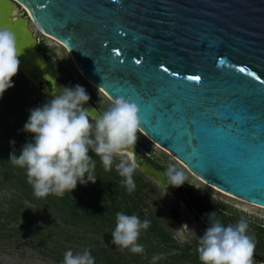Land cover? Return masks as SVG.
<instances>
[{"label": "water", "instance_id": "water-1", "mask_svg": "<svg viewBox=\"0 0 264 264\" xmlns=\"http://www.w3.org/2000/svg\"><path fill=\"white\" fill-rule=\"evenodd\" d=\"M30 23L68 50L87 81L136 104L142 130L196 177L264 207V0H0V27L22 50L19 70L53 97L72 86L48 75ZM83 107L102 113L91 99ZM137 165L174 190L163 170L139 157ZM183 205L185 229L206 230Z\"/></svg>", "mask_w": 264, "mask_h": 264}, {"label": "clouds", "instance_id": "clouds-1", "mask_svg": "<svg viewBox=\"0 0 264 264\" xmlns=\"http://www.w3.org/2000/svg\"><path fill=\"white\" fill-rule=\"evenodd\" d=\"M21 54L15 33L0 27V98L14 86L12 81L18 74ZM89 100L84 87H63L59 95L42 107L30 110L23 131L33 134L34 140L23 146L19 156L13 152L9 162L26 169L27 182L37 198L50 194L63 196L78 184H94L96 163L90 151L100 158L105 171H110L115 157L124 150L135 149L138 133L142 134L137 105L124 97L111 98L107 109L92 117L93 110L83 107ZM127 155L115 168L124 178L122 185L132 193L136 188L133 173L137 163L132 151ZM164 174L171 186L178 188L185 183L184 172L174 164H169ZM214 217L215 213L209 215L208 227L198 240L196 251L201 264H254L256 243L248 234V222L241 218L236 224L225 226ZM150 223L147 219L141 221L137 215L117 212L112 243L134 254L143 253L144 247L137 241L141 230H147ZM159 259L158 255L152 257L153 262ZM63 264H95V259L87 248L76 254L67 250Z\"/></svg>", "mask_w": 264, "mask_h": 264}, {"label": "rangeland", "instance_id": "rangeland-1", "mask_svg": "<svg viewBox=\"0 0 264 264\" xmlns=\"http://www.w3.org/2000/svg\"><path fill=\"white\" fill-rule=\"evenodd\" d=\"M19 10L23 16H26V13L21 7H19ZM29 27L39 42V53L45 57L47 65L45 70L48 75L57 79L54 71L56 72L60 69V76L64 75L67 79L74 80L78 85L84 87L90 99L93 100L100 111L103 112L106 110L110 104L111 98L103 90L86 80L77 69L68 50L56 39L41 31L33 23H30ZM51 63L54 64L53 70L49 67ZM12 83L14 85L13 87L21 88L23 90V95L30 98L36 106L42 107L52 98L44 94L42 90L40 91L39 87L29 80L20 70L13 78ZM62 83L65 84L63 81ZM128 151H132L133 154H135L136 151L142 163H151L164 172H166L169 164H174L179 170L184 172L186 177L185 183L180 186L182 189L185 191L193 190L194 193L205 198L210 207L225 212L230 216H234L238 220L244 218L249 224L261 223L264 225V207L231 196L199 179L191 173L180 160L149 138L143 130L142 134L138 133V140L134 150H124L121 156L114 158L112 168L117 174L118 172L116 171L115 165L120 159L128 158ZM14 172L16 173L17 171L14 170ZM140 174L143 175L145 181H149L154 187L153 190L151 188L145 189L148 195L145 199L144 211L147 213L152 212L164 220V226H166V229L172 234L176 243L179 244L181 248L194 245V249H197L199 237L203 236L205 230L197 229L187 231L185 229V220L182 217V210L184 208L183 202L187 206H192L187 200L186 195L180 194L179 188L177 187H174L172 192L164 189L154 178L143 172L137 165L133 175ZM5 178L6 177L0 172V202L3 201L1 208L4 211H10L12 208H9V206L6 205L7 203H4V199L6 197L11 198L14 192H18L19 194L18 186L20 183L16 181V178L4 181ZM111 200L112 198L108 196L107 201L111 202ZM26 204H28V209L32 213V208H35L36 205H33V203L28 200H26ZM173 208H177V210L181 212L179 220L173 218L170 212ZM191 208L197 215L205 220L204 216L198 210L193 207ZM10 218L12 219V217ZM10 218L5 217L0 220V264H63L64 254L67 250H72L73 253L76 254L86 249L87 243L96 249L98 244H103V247H106L108 241L113 240L111 234H106V230H110V227H108L109 222L103 223L100 221V227L94 231L95 226L89 228L84 222L74 225L72 224V219L66 217L62 213L60 216L53 214L49 208H41L39 209V213L33 216L29 215L24 220L18 221V219L14 218L10 221ZM89 229H92V231ZM250 229L251 226L248 227V231ZM63 233L66 234L63 235ZM68 234L73 236V239L67 240L66 238H69ZM141 245L144 247L143 253L134 254L129 249H120L118 253L122 255L121 263L198 264L190 260H185L183 255L177 256V254H181L178 253L179 249L177 248L158 246L148 241H143ZM190 251L193 252V249ZM154 255L160 256V259L153 262L152 257ZM94 259L95 264H98L100 256L96 255ZM253 260L254 264H264V262L254 258ZM101 264L105 263L101 262Z\"/></svg>", "mask_w": 264, "mask_h": 264}, {"label": "trees", "instance_id": "trees-1", "mask_svg": "<svg viewBox=\"0 0 264 264\" xmlns=\"http://www.w3.org/2000/svg\"><path fill=\"white\" fill-rule=\"evenodd\" d=\"M49 65L53 70L54 64L51 63ZM59 71L60 69L56 72L54 71V73L61 82L63 81L65 84L72 87L78 85L74 80H69L64 75L60 76ZM39 90L41 91L40 87ZM37 107L39 106H36L30 98L23 95V90L21 88L12 87L0 98V172L6 177L4 181L16 178V181L20 183L18 186L19 194L18 192H14L11 198L6 197L4 199V203H7L6 205L12 208L10 211H4L1 208L3 201L0 202V220L5 217H12V219H18V221L24 220L29 215L33 216L39 213V209L41 208H49L53 214L60 216L62 213L66 217L72 219V224L74 225L84 222L89 228L95 226L94 231L100 227V221L103 223L109 222L108 227H110V230H106V234L112 235L116 226L117 212H122L126 215L134 214L137 215L141 221L147 219L151 222L147 230H141L137 243L139 242L142 244L143 241H148L158 246L177 248L179 249L178 253H181L177 254V256L183 255L185 260L201 264L198 252L194 249V245L181 248V246L176 243L172 234L166 229V226H164V220L152 212L147 213L144 211V203L148 195L145 189L151 188L153 190V185L149 181H145L142 174L133 175L136 188L132 193H129L126 187L122 185V180L124 178L117 174L113 168L110 171H105L100 158L95 156V153L91 151L89 155L96 163L94 175L97 179L94 184L91 182L78 184L75 190L66 192L63 196L50 194L47 197L37 198L34 195L32 186L27 182L26 169L14 166L9 162L10 155L13 152L19 156L23 146L29 142H33V134L24 132L23 127L29 119L30 110ZM14 170L17 172L15 173ZM85 180H87V177H85ZM178 188L180 194L186 195L187 200L192 205L191 207L198 210L207 222L209 215L212 213H215L214 219L219 220L225 226L229 224L234 225L239 221L234 216H230L225 212L210 207L208 201L194 193L193 190L185 191L181 187ZM108 196L112 198L111 202L107 201ZM26 200L36 205V207L34 206L35 208H32V213L28 209L29 207L28 204H26ZM170 212L174 219H180L181 212L178 211L177 208H173ZM12 219L10 221H12ZM248 225L249 227L251 226L248 234L254 237L256 243L253 258L264 262V225L261 223H248ZM89 230L92 231V229ZM65 234L66 233H63V235ZM68 236L69 238H66L67 240L73 239V236L70 234H68ZM86 246L93 257L96 255L100 256V260L97 259L99 262L98 264H101V262L105 264H122V255L118 253L120 249H117V246H115L112 241H108L106 247H103V244H98L96 249L88 243ZM192 249L193 252L190 251Z\"/></svg>", "mask_w": 264, "mask_h": 264}, {"label": "snow or ice", "instance_id": "snow-or-ice-1", "mask_svg": "<svg viewBox=\"0 0 264 264\" xmlns=\"http://www.w3.org/2000/svg\"><path fill=\"white\" fill-rule=\"evenodd\" d=\"M116 55L119 56V55H120V52L117 51V52H116ZM135 62H136L137 64H139V63H140V60L137 59ZM239 71H240L241 73H244L246 70H245L244 68H240ZM163 72L167 73V72H168V69H167V68H163ZM248 75L251 76V75H253V74H252V73H248ZM187 79H188V80H193V81H199L200 77H199V76H196V75H193V76H188Z\"/></svg>", "mask_w": 264, "mask_h": 264}, {"label": "bare ground", "instance_id": "bare-ground-1", "mask_svg": "<svg viewBox=\"0 0 264 264\" xmlns=\"http://www.w3.org/2000/svg\"><path fill=\"white\" fill-rule=\"evenodd\" d=\"M94 85V84H93ZM95 86V85H94ZM101 89V88H100ZM133 156H134V159L136 160V163L138 162V157L135 155V154H133ZM166 186H168V185H166ZM169 191H171V189L170 188H167Z\"/></svg>", "mask_w": 264, "mask_h": 264}, {"label": "flooded vegetation", "instance_id": "flooded-vegetation-1", "mask_svg": "<svg viewBox=\"0 0 264 264\" xmlns=\"http://www.w3.org/2000/svg\"><path fill=\"white\" fill-rule=\"evenodd\" d=\"M19 7H21V6H19ZM22 9H23V11L26 13V11H25V9L23 8V7H21ZM27 14V13H26Z\"/></svg>", "mask_w": 264, "mask_h": 264}]
</instances>
